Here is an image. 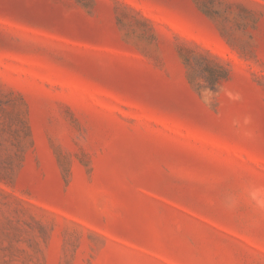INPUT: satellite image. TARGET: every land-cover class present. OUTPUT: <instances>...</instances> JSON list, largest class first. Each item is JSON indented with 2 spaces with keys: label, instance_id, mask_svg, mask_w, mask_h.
I'll return each instance as SVG.
<instances>
[{
  "label": "rangeland",
  "instance_id": "1",
  "mask_svg": "<svg viewBox=\"0 0 264 264\" xmlns=\"http://www.w3.org/2000/svg\"><path fill=\"white\" fill-rule=\"evenodd\" d=\"M248 183L264 0H0V264H264Z\"/></svg>",
  "mask_w": 264,
  "mask_h": 264
},
{
  "label": "clouds",
  "instance_id": "2",
  "mask_svg": "<svg viewBox=\"0 0 264 264\" xmlns=\"http://www.w3.org/2000/svg\"><path fill=\"white\" fill-rule=\"evenodd\" d=\"M242 202H247L257 212H264V185L248 183L237 191H228L221 201L222 206L229 212L238 209Z\"/></svg>",
  "mask_w": 264,
  "mask_h": 264
},
{
  "label": "trees",
  "instance_id": "3",
  "mask_svg": "<svg viewBox=\"0 0 264 264\" xmlns=\"http://www.w3.org/2000/svg\"><path fill=\"white\" fill-rule=\"evenodd\" d=\"M226 76H227V69L222 67L220 71L213 74L214 82L217 83Z\"/></svg>",
  "mask_w": 264,
  "mask_h": 264
}]
</instances>
